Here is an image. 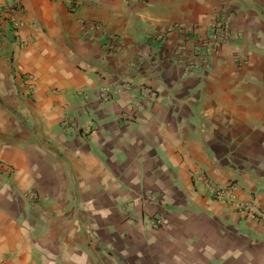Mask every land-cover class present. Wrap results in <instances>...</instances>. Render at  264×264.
Wrapping results in <instances>:
<instances>
[{"label":"crops","instance_id":"crops-1","mask_svg":"<svg viewBox=\"0 0 264 264\" xmlns=\"http://www.w3.org/2000/svg\"><path fill=\"white\" fill-rule=\"evenodd\" d=\"M217 14L241 37L184 73L171 26ZM204 181L264 214V0H0V264H264Z\"/></svg>","mask_w":264,"mask_h":264},{"label":"built area","instance_id":"built-area-1","mask_svg":"<svg viewBox=\"0 0 264 264\" xmlns=\"http://www.w3.org/2000/svg\"><path fill=\"white\" fill-rule=\"evenodd\" d=\"M62 1L68 5L71 10H77L84 5H88L93 0H54ZM128 5H134L143 0H124ZM10 13H13V9H10ZM12 25L15 32L22 27V24L18 20H12ZM176 31L180 38L179 41L174 43L172 50L173 63L180 67L184 73L196 72L202 75L209 67L212 57L218 56L222 47L233 43L241 36L238 32L233 31L231 27V19L224 14L215 15L206 26V29L199 27L196 24L189 23H175L170 28ZM29 40H23L22 46H26ZM233 61L238 68L247 64L248 56L245 52H235L233 55ZM26 79L29 82L30 91L34 89L35 78L32 75H28ZM103 100L107 101L108 97L105 92H101ZM66 125L67 123L64 122ZM205 185L209 189L211 199L222 204L230 206L237 214L245 215L257 222L264 223V214L258 209V207L252 202H239L235 195L234 186L229 185L225 187H217L210 184L208 181H204ZM27 199H35V194L30 191L25 194ZM146 202L151 201L148 196L144 199ZM148 226L152 229H160L166 225V219L164 217H154L147 222Z\"/></svg>","mask_w":264,"mask_h":264}]
</instances>
